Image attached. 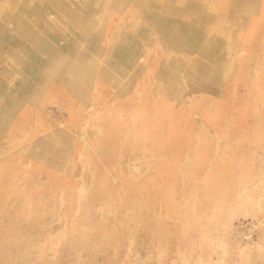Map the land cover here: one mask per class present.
<instances>
[{
  "label": "rangeland",
  "instance_id": "obj_1",
  "mask_svg": "<svg viewBox=\"0 0 264 264\" xmlns=\"http://www.w3.org/2000/svg\"><path fill=\"white\" fill-rule=\"evenodd\" d=\"M96 1L58 0L55 7L59 14L50 18V24L34 26L46 39L63 42L66 37L74 42L65 60L80 63L67 64L64 71L95 62L105 67L99 58L101 50L80 36L86 25L101 22L98 28L106 29L108 36L115 29L123 35L134 25L135 17L112 14V6L100 21H94V16L80 21L73 12L66 11V6L77 4L78 9L93 8ZM11 2L0 0V8H10ZM151 4L157 11L158 2L152 0ZM260 8V15H252L253 23L245 31L249 34L245 57L228 77L221 78L219 96L211 102V97L195 90L192 125L187 124L186 109L172 113L176 125L169 128V134L174 137L168 147L157 149L161 154L157 164L147 157L141 160V169L134 168L133 162L140 161L136 157L140 153L137 136L116 117L120 109L123 114L133 106L134 96L117 95L112 90L116 83L113 78L103 81L98 92L81 94L82 100L64 89L57 91L58 100L44 101L39 111L36 105L31 108L36 115L20 107L24 112L18 116L17 127L5 134L7 139L0 140V264H264V0ZM19 15L20 21L28 22L25 14ZM6 23L8 31L4 34L12 40L0 50V106L6 102L3 89L13 91L11 98L22 96L15 94L23 62L16 61L17 56L22 55L29 65L34 56L43 61L49 54L35 49L21 32ZM200 30L201 38L209 32ZM216 38L214 34L199 40L205 43ZM129 46L127 40L119 49L127 50ZM43 64L39 74H45L47 61ZM205 73L201 75L196 65L190 70V75L204 82L200 88L210 85V71ZM84 82L78 79L77 87L88 86ZM52 89L56 91L55 83ZM89 97L102 111L103 132L99 136L80 124L85 121L84 99ZM183 101L187 108L189 100ZM208 103L214 109L208 110ZM123 116L126 118L125 113ZM59 121L64 124L57 125L60 130L74 136L91 135L92 140L86 145L87 140L84 143L81 139L63 170L53 173L49 165L33 159L24 175V165L11 155H25L29 149L25 146L31 141L29 150L48 152L44 135L52 139L56 131L51 133V129H56ZM29 126L37 130L29 140L10 143L11 138L25 134ZM151 130L154 140L148 144L154 148H148V152L156 157L155 146L164 141L156 136L166 128L154 126ZM79 148L86 149L81 157ZM50 167L55 169V162Z\"/></svg>",
  "mask_w": 264,
  "mask_h": 264
},
{
  "label": "bare ground",
  "instance_id": "obj_2",
  "mask_svg": "<svg viewBox=\"0 0 264 264\" xmlns=\"http://www.w3.org/2000/svg\"><path fill=\"white\" fill-rule=\"evenodd\" d=\"M56 1L58 0H12L10 8H0V15L3 14L5 17V23L0 24V50H2L3 46H8L10 44L9 41L12 40L8 35L4 34V32L8 31L6 23L8 22L11 28L21 32L29 43H33L35 49L49 53L48 59L45 57L43 61L39 56H34V62H30L31 64L29 65L25 63V58L22 55L17 56L16 61L23 62L21 66L22 79H19V87L17 91L15 90V94L22 96L11 98L9 94H13L12 90L11 92L8 89L1 91L4 93V101L6 102L0 106V140L6 138L5 134L9 135L13 128L17 127L18 116H22L20 114L22 111L24 112L20 107L25 106L26 112L30 114L34 105L39 111L42 109L44 101L51 100V98L58 100L57 91L64 89L78 97L81 94L87 96L89 92H98L103 81L106 83L113 78L116 82L114 86L118 85V87L114 88L113 86L112 90L117 95L125 98L134 96L133 106L124 111L123 114L120 109L116 117L118 119L120 117L121 120L125 121L127 124L126 128L137 136L136 140L139 142L138 149L140 153L136 157L140 161L138 164L135 162L133 164L134 168L140 169L143 167L141 160L147 157L151 158L154 164H157V159L161 155L157 149L166 145L168 147L170 138L174 137L169 134L172 131L169 128L176 125L172 122V113H177L175 109L178 111L186 109L187 124L192 125L191 116L196 107L195 102L191 104L194 100V92L199 91L200 95H208L212 98L211 102H213V97L219 96L222 92L223 81H221V78L228 77L229 73L236 69L238 63L244 59L246 42L249 38V34H246L245 31L253 23L254 17L252 15L255 17L260 15L262 10L260 5L263 2V0H156L159 4L157 11L154 10L156 7L152 8V0H99L96 1L93 8L88 9H78V4L73 6L69 2L72 8L66 6V11L73 12L75 17L80 18V21L93 16L94 21H100L106 15L108 16V14H103L107 12L110 6L114 8L112 14H128L131 17H135V20L134 25L129 27L123 35H119V30L115 29V33L113 31V34L108 36L106 29L101 30L98 28L101 22H97L95 25L91 24V26L86 25L80 36L101 50L102 55L99 58L106 68L99 62H95L78 68L73 66L70 71H64L67 64L75 63L77 65L80 63L71 58L65 60L68 56L67 50L75 45L74 42L66 39V37L63 42H55L42 36L44 34L40 30L34 29V26H48L50 20L59 14L56 12ZM19 14H23V16L25 14L28 22L24 23V19L20 21ZM31 19H37L40 22L34 23H39L40 25L34 24ZM198 23L199 26L197 25ZM196 26L199 27V30L209 31L203 38L216 34V40L208 39L205 43L199 40H203V38H201L202 35L199 30H196ZM16 36L18 35L16 34ZM17 39L19 38L16 37ZM127 40L128 42L130 41L131 47L129 46L127 50H120V44ZM202 42L203 44L200 45ZM138 44L140 46H137ZM15 46L17 45L15 44ZM258 47L260 48V46ZM18 49L21 48L19 47ZM4 51L6 52V50ZM62 51L66 52L63 56L60 55ZM34 53L37 54V51L34 50ZM222 53H224V57ZM44 61H47V64H45L47 69L44 71L45 74H39L38 71L43 67ZM194 65L197 66L201 75H206L205 71H210L211 82L207 88H200V86H205L204 82L194 78L192 74L190 75V70ZM158 66L160 67L159 70L156 69ZM157 70L158 72H156ZM78 79H85L84 84H88V86L77 87ZM125 79L127 83L121 84ZM188 79L191 80V83L188 82ZM193 82L197 85V89L191 88ZM53 83L56 84V91L52 89ZM130 91L133 95H130ZM183 98L189 100L185 105L187 108L183 106ZM80 99L82 100L83 96ZM84 100L86 111L83 116L85 121L80 122L82 129L90 127L91 131L95 133L94 136L102 135V111L95 106L93 97L85 98ZM210 105L212 103H208L206 108L208 110L214 109ZM165 107H167L168 111ZM124 113L126 118L123 116ZM34 115H36L35 112ZM76 122L78 124V121ZM59 124L64 125L62 121H59L56 124V129H51V133L56 131V135L52 139H47L48 136L44 135V147L48 152L40 153L34 148L29 150L31 141L25 146L29 148L25 155L18 153H16V156L15 154L11 155V157L24 165V175L29 171L33 159L39 163H45L46 166L49 165V170H52L53 173L63 170L71 157L72 150L78 149L81 139L83 138L84 143L87 140L86 145L92 140L91 135L89 137H83L84 135L74 136L75 134L71 135L69 131L60 130L57 128ZM154 126L166 128V130H161L162 133L160 135L156 136V138L159 137L158 139L164 140L162 144H156L155 146L156 157H153L148 152V148H154V146L151 147L148 144L154 140V135L151 136V129ZM29 127L31 128L27 129L26 133L22 134L20 138H11L9 140L10 143L15 144L29 140L32 134L37 131L34 127ZM85 132L83 134H87ZM35 142L40 143L39 140ZM155 142H158V140H155ZM85 152L86 149L79 148L78 156H83ZM75 154L77 155V152ZM52 162L56 164L55 169L50 167ZM2 170L3 168L0 169V172ZM79 190V196L82 198L84 195L83 189L80 188ZM79 201L80 199L78 203ZM24 204H27V202Z\"/></svg>",
  "mask_w": 264,
  "mask_h": 264
},
{
  "label": "crops",
  "instance_id": "obj_3",
  "mask_svg": "<svg viewBox=\"0 0 264 264\" xmlns=\"http://www.w3.org/2000/svg\"><path fill=\"white\" fill-rule=\"evenodd\" d=\"M223 55H224V53H222V56H223ZM223 57H224V56H223ZM197 79H198V78H197ZM188 82L191 83V80L188 79ZM126 83H127V80L125 79V80L123 81V83H121V84H126ZM192 84H194V82H193ZM192 84H191V85H192ZM195 85H196V84H195Z\"/></svg>",
  "mask_w": 264,
  "mask_h": 264
}]
</instances>
